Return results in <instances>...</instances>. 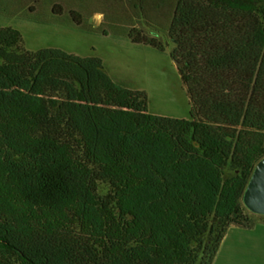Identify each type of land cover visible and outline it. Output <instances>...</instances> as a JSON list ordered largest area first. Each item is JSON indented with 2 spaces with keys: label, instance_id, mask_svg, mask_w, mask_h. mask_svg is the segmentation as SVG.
Segmentation results:
<instances>
[{
  "label": "trees",
  "instance_id": "trees-1",
  "mask_svg": "<svg viewBox=\"0 0 264 264\" xmlns=\"http://www.w3.org/2000/svg\"><path fill=\"white\" fill-rule=\"evenodd\" d=\"M94 13H102L99 25ZM0 16L172 57L190 119L100 56L0 28V264H214L264 159V0H0Z\"/></svg>",
  "mask_w": 264,
  "mask_h": 264
},
{
  "label": "rangeland",
  "instance_id": "rangeland-1",
  "mask_svg": "<svg viewBox=\"0 0 264 264\" xmlns=\"http://www.w3.org/2000/svg\"><path fill=\"white\" fill-rule=\"evenodd\" d=\"M102 21L103 17L95 20L98 25ZM3 27L20 30L30 50L59 47L81 56H100L117 83L149 92L151 113L172 118H191L192 100L172 57L173 44L168 50L160 51L151 46L136 44L124 36H105L82 31L73 25H49L29 19L0 16V28ZM244 203L264 221L263 213H257L249 207L247 192ZM233 249L234 246L226 249V253L230 251V260Z\"/></svg>",
  "mask_w": 264,
  "mask_h": 264
},
{
  "label": "crops",
  "instance_id": "crops-1",
  "mask_svg": "<svg viewBox=\"0 0 264 264\" xmlns=\"http://www.w3.org/2000/svg\"><path fill=\"white\" fill-rule=\"evenodd\" d=\"M232 246H234L233 257L230 260V251L226 253V249ZM233 263L264 264V221L252 229H246L240 226L231 227L214 264Z\"/></svg>",
  "mask_w": 264,
  "mask_h": 264
},
{
  "label": "bare ground",
  "instance_id": "bare-ground-1",
  "mask_svg": "<svg viewBox=\"0 0 264 264\" xmlns=\"http://www.w3.org/2000/svg\"><path fill=\"white\" fill-rule=\"evenodd\" d=\"M247 197L251 200L264 203V174L257 183L251 182L249 184Z\"/></svg>",
  "mask_w": 264,
  "mask_h": 264
},
{
  "label": "water",
  "instance_id": "water-1",
  "mask_svg": "<svg viewBox=\"0 0 264 264\" xmlns=\"http://www.w3.org/2000/svg\"><path fill=\"white\" fill-rule=\"evenodd\" d=\"M257 171H255L256 173L254 174V183H257L259 181V179L263 176L264 174V159L258 164L257 166ZM253 179V178H252ZM252 181V180H251ZM251 184V182H250ZM247 203L249 205V207L257 212V213H263L264 214V203H260L254 200H251L250 198L247 197Z\"/></svg>",
  "mask_w": 264,
  "mask_h": 264
},
{
  "label": "clouds",
  "instance_id": "clouds-1",
  "mask_svg": "<svg viewBox=\"0 0 264 264\" xmlns=\"http://www.w3.org/2000/svg\"><path fill=\"white\" fill-rule=\"evenodd\" d=\"M103 17L102 13H94L93 14V20H101Z\"/></svg>",
  "mask_w": 264,
  "mask_h": 264
}]
</instances>
